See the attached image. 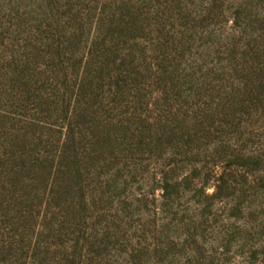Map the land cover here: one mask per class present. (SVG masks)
Wrapping results in <instances>:
<instances>
[{
	"label": "rangeland",
	"instance_id": "374dc122",
	"mask_svg": "<svg viewBox=\"0 0 264 264\" xmlns=\"http://www.w3.org/2000/svg\"><path fill=\"white\" fill-rule=\"evenodd\" d=\"M0 264H264V0H0Z\"/></svg>",
	"mask_w": 264,
	"mask_h": 264
}]
</instances>
